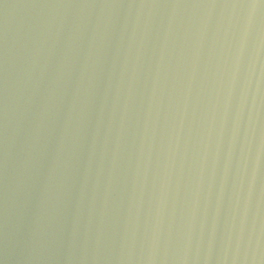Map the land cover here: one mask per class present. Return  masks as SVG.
Instances as JSON below:
<instances>
[{"label":"water","instance_id":"obj_1","mask_svg":"<svg viewBox=\"0 0 264 264\" xmlns=\"http://www.w3.org/2000/svg\"><path fill=\"white\" fill-rule=\"evenodd\" d=\"M0 264H264V0H0Z\"/></svg>","mask_w":264,"mask_h":264}]
</instances>
